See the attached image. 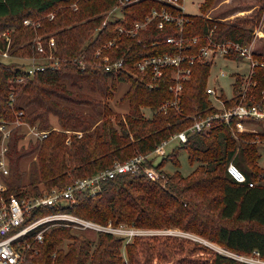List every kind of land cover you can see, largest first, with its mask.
<instances>
[{"label": "trees", "instance_id": "1", "mask_svg": "<svg viewBox=\"0 0 264 264\" xmlns=\"http://www.w3.org/2000/svg\"><path fill=\"white\" fill-rule=\"evenodd\" d=\"M258 1L248 7L258 4L254 13L260 16L264 7L259 8ZM118 3L119 0H0V32L12 28V56L39 55L34 38L42 35L48 47V38L53 35L60 57L59 66H48L28 76L25 64L4 62L0 58V117L13 119L16 109H24L32 124L50 130L44 138L36 137V144L24 152L18 149V142L25 134L19 127L13 130L8 151L10 161L14 159L7 178L9 191L21 196L30 193L16 170L20 157L26 152L40 148L38 160L31 164L30 183L34 185L32 193L42 194L53 186L71 182L69 167L80 174L79 177H85L112 167L118 160L150 153L171 134L187 128L193 122L194 113L203 109L204 113L216 110L206 91L211 65L203 60L195 63L192 75L184 82L182 111L172 106L166 111L161 108L174 95L170 87L174 81V68L169 67L163 75L154 77L150 71H141L137 61L145 56L175 51L177 47L166 38L179 32L178 26L168 22L159 28L154 19L135 34L120 32L119 25L129 27L134 21L146 18L154 7L162 8L167 4L161 0H136L126 4L121 15L103 25L109 11ZM217 3L218 0H204L200 4L203 13H186L188 19L182 33L198 37L196 44L188 46L187 51L195 52L205 43L212 28V35L217 40L233 39L243 44L253 41L254 27L239 22L242 15H236L234 19L211 15ZM52 13L53 17L50 16ZM26 17L40 19L41 26L34 28L25 24ZM112 38L117 39L116 45L97 54L98 49ZM6 43V38L0 39V50ZM105 54L110 55L111 61L124 58L123 66L107 69L103 63ZM21 77L24 78L22 81ZM257 78L258 87L262 88L263 69L258 70ZM80 80L100 88L107 97L118 82L129 83L124 94L130 102L129 111L123 115L115 113L105 103L102 114H115L116 121L106 117L94 127L92 116L68 104L87 102L86 97L68 85V82L79 84ZM146 108L152 110V116L147 115ZM52 114L57 116L64 130L54 127ZM69 129L83 133L69 134L66 131ZM241 134L237 138L230 126L220 123L206 133H190L188 141L178 145L188 148L191 164L200 163L190 173L179 169L168 173L160 165H156L161 170L157 179L151 178L143 169L119 173L103 180L101 189L96 192H78L75 201L39 207L33 215L64 210L102 224L111 222L139 228L174 225L221 242L239 253L251 254L258 250L264 257V168L258 163L262 153L259 144L251 141L254 134L247 131ZM230 161L255 183L251 185L249 181L235 179L227 169ZM174 162L180 165L179 160ZM249 222L256 225L244 224ZM35 234L33 231L27 235L30 246L23 250L25 256H34L33 262L37 264H166L159 253L151 251L155 244L146 241V236L163 238L161 242L172 253L186 247L185 238L148 236L146 233L137 234L128 241L123 235L98 230L97 238L93 239L85 233H75L65 223L52 227L49 232L46 230L43 241L36 240ZM66 239L71 240L67 248L63 247ZM173 240L179 243L175 249ZM201 244L193 243L191 251L206 248ZM140 255L145 256L143 263ZM212 264L256 263L215 251Z\"/></svg>", "mask_w": 264, "mask_h": 264}, {"label": "built area", "instance_id": "2", "mask_svg": "<svg viewBox=\"0 0 264 264\" xmlns=\"http://www.w3.org/2000/svg\"><path fill=\"white\" fill-rule=\"evenodd\" d=\"M134 1L136 0H119V3L109 11L103 25L109 19L119 16L118 10H121L124 5ZM161 1L167 4L162 8L154 7L146 18L134 21L129 27L119 25V30L120 32L135 34L139 29L145 28L154 19L157 20L159 28L165 27L168 22H175L178 26L179 32L170 34L166 38L168 42L173 43L177 47L175 51L145 56L137 61V67L141 71H150L154 77L163 75L165 69L169 67L174 68V81L170 86L174 95L172 99L165 101L161 105L162 109L166 111L172 106L177 111H182L181 100L184 82L192 75L194 65L198 60L208 61L212 70V65L218 63V59L222 57L237 61L248 59L249 73L243 75L238 71L236 72L232 96L225 95L222 88L219 89L217 86L207 83L206 91L216 110L204 113L205 110L203 109L194 113L193 122L187 128L171 134L170 137L164 139L152 152L139 153L127 160H118L108 169H103L85 177H75L66 185L53 186L42 194L30 192L21 196L9 191L10 185L7 181V178L11 174L10 157L8 155L10 148L9 141L16 127H19V131L25 135L40 138L47 136L50 130L41 129L38 124H32L26 118L24 109H16L15 118L13 119L1 116L0 264H22L26 257L23 248L30 246L27 243V235L30 232L36 231L35 239L43 241L47 224L51 222H62L82 227H92L97 230H107L125 237L146 232L153 233L154 229L123 224L113 225L111 222L109 224H102L64 210L51 211L37 217H34L33 213L39 207L55 206L69 200L75 201L78 192L84 190L96 192L101 189L103 180L114 177L119 173L143 169L151 178L157 179L161 174V170L153 161L156 155L166 154L168 146L173 141L177 140L179 144H182L188 141L190 133H206L218 123L230 126L233 135L237 138H240L241 133L244 131L254 134V140L256 138V141H259L260 135H264V86L262 88L258 87L259 79L257 78L258 70L260 68L264 70V54L256 51L251 43L243 44L233 39H215L212 35L213 28L206 36V42L198 46L195 52L187 51L186 48L188 46L192 43L196 44L198 37L185 36L182 33L184 22L188 19L187 12L184 9L185 0ZM50 16L53 17L54 13ZM24 23L34 28L41 26V20L33 17H26ZM11 30L12 28H8L0 32V39L4 37L7 40L6 47L1 50V55L3 56L11 55ZM34 41L40 54L23 56L29 58V63L24 66L27 72L26 76L33 75L36 71L43 70L48 66L57 67L60 65L55 36L51 35L48 38V47L44 43L42 35H37ZM117 42L116 38L108 40L104 43L103 47L98 49L97 54L103 53L104 49L111 48ZM79 61L82 64L84 63L82 60ZM103 63L107 69H119L124 64V58L111 61L110 55L105 54ZM223 74H227V71L224 70ZM23 77L20 80H23ZM11 95L12 101H14V92ZM262 144L264 145V142ZM261 166L264 168V160ZM228 171L238 181H249L247 174L234 161L229 162ZM249 183L253 185L255 182L250 180ZM253 253L257 257L247 254H241L240 257L252 263L264 264L260 251L255 250ZM126 260L128 261L127 256Z\"/></svg>", "mask_w": 264, "mask_h": 264}, {"label": "rangeland", "instance_id": "3", "mask_svg": "<svg viewBox=\"0 0 264 264\" xmlns=\"http://www.w3.org/2000/svg\"><path fill=\"white\" fill-rule=\"evenodd\" d=\"M203 1L204 0H185L184 9L187 13H190V14L203 13L201 5H200ZM255 1L257 0H218L217 5L212 11L213 14L211 15L220 16L224 18H232V19H234L236 15H242L240 16L241 19L239 17V22L242 21L243 22L242 24L245 25L246 27L247 26L254 27L255 37L253 38V41L250 43L253 45L256 51L264 54V11H263V8H262L263 14L259 16L257 12L254 13V9L256 8V6H258V4L255 6H252L251 8L248 7L250 4H252ZM258 2H259V8L264 7V1L260 0ZM118 13L121 15L120 9L118 10ZM0 58L4 62L15 61L19 64H25V66L29 63L28 57H22V56L18 57L15 55L14 56L12 55L3 56L1 55V50H0ZM224 70L227 71V74H223ZM237 71L239 73H242L243 75L249 73L248 59H241L237 61V60L228 59L225 57L219 58L218 63H214L212 65V70H211V73H210V76L207 82L208 84L217 86L219 89L222 88V91L225 95L232 96L233 91H234L233 84L235 82ZM68 85L76 93L80 92V94H82L83 97L87 98V102H83V103L68 102V104H71L72 106L76 107L83 113H88L90 116H92V122H93L94 127H96L98 124H101L106 117L113 118V120L116 121L115 114L110 115V116H105L104 114H102L104 107H105V103H108V105L112 107L115 113H120L123 115L129 111L130 102L126 97H124V94L128 91L129 85H130L127 82H124V81L118 82L116 89L113 90V93H111L110 97H107L100 88H93L88 83L87 80H80L79 84H73L71 82H68ZM145 111L148 116H152L153 114L152 110H150L149 108H146ZM51 122L53 123V125H55L54 127L56 129H59V130L63 129L57 119V116L53 114L51 115ZM66 131L69 134H72L74 132H79V135H82L83 133V131H77V130L74 131L72 129H69ZM256 140H257L256 138L255 140L254 138L251 139L252 142H257L259 144V148H260L259 150L261 151L262 156L258 159V163L259 165H261L262 161L264 160V145L262 144V142H264V135H260L258 139L259 141H256ZM68 141L70 140L68 139ZM36 142H37L36 137H32V135H25L24 137L19 139L18 149L21 152H24L28 149L30 150L32 149V147L30 148V146L33 144H36ZM178 145L180 144L178 143L177 140L173 141L168 146L167 153L156 155L153 161L156 165H160L162 169H164L168 173H174L175 170L179 169L182 172L188 174L194 169L196 165L200 163L195 162V164H191L190 159H189L188 148L183 147V146L178 147ZM238 149L239 148H237V150ZM39 151H40V148L33 152H26L24 155L20 157L19 164L16 166V168H18L16 170L21 174L22 183L25 185L24 188H26L29 192L34 191L33 189L34 185L30 183L31 182V176H30L31 164H32V161L38 160ZM174 151H176V153ZM172 152L175 154H173ZM174 160H179L180 165L179 166L176 165ZM10 166H12L13 168L14 159L10 161ZM68 175H69V178L72 179L75 177H79L78 175L80 174L73 172L72 167H69ZM40 184L43 185V183H40ZM62 224L63 223H60V222H51L47 224L45 231L47 230V232H49L50 229H52V227L59 226ZM244 224L256 225V223L254 222H249V223H244ZM67 225L70 226L75 233H85L88 236H91L93 239H96L98 236V230L92 227H82L80 225H75V224H67ZM146 229H154L153 233L146 232L148 236H153V235H157L160 237L172 236L174 239L185 238L184 243L186 247L177 249L173 251L172 253V251H170L169 248H166L164 243L161 242L163 241L162 240L163 238L155 239V238H149V237L147 238L146 236L145 238L146 241H149L151 244H155L153 248L151 249V251L153 250V253H159L162 258L161 261L165 262L166 264H174L175 262H178V261L180 262L179 264H212L215 251H220L224 254H228L235 258L242 259L240 255L243 253H239L237 251L226 248L223 243L218 242V241H212L208 237L202 234H199L193 230L183 229L179 226H174V225L171 227L149 226ZM135 235L137 234L126 236L128 237L127 240L128 239H129L128 241L133 240ZM70 241L71 240L66 239V241L63 243V247L67 248V244ZM173 241H174L173 249H175V247H177L179 243L177 240H173ZM190 242L200 243V244L202 243L201 245L206 246V248L204 247V249L201 251L193 252L191 251V247L193 243H190ZM123 252L126 257L127 254H126L125 247H123ZM247 255L257 257V255L254 254L253 252ZM33 257L26 256L22 264H37L33 262L34 261ZM140 258H141V263H143L145 260V256L140 255ZM262 259H264V257H262Z\"/></svg>", "mask_w": 264, "mask_h": 264}]
</instances>
